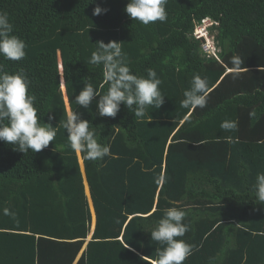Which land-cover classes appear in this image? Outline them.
<instances>
[{
    "label": "trees",
    "instance_id": "trees-1",
    "mask_svg": "<svg viewBox=\"0 0 264 264\" xmlns=\"http://www.w3.org/2000/svg\"><path fill=\"white\" fill-rule=\"evenodd\" d=\"M127 3L0 0L26 44L22 60L0 56V66L27 74L40 121L57 129L37 153L0 141V264H154L162 246L150 232L173 206L189 225L177 238L192 245L183 264H264V0H167V19L148 25L128 17ZM97 5L108 11L93 15ZM205 18L216 21V56L192 34ZM97 41L120 42L136 75L154 69L163 105L142 118L123 104L116 117L100 116L99 97L77 105L85 83L108 90L103 66L89 63ZM197 74L210 92L193 111L181 101ZM67 106L110 145L102 160L81 155L84 170L62 127Z\"/></svg>",
    "mask_w": 264,
    "mask_h": 264
},
{
    "label": "clouds",
    "instance_id": "clouds-1",
    "mask_svg": "<svg viewBox=\"0 0 264 264\" xmlns=\"http://www.w3.org/2000/svg\"><path fill=\"white\" fill-rule=\"evenodd\" d=\"M166 4L167 0H128L124 11L130 19L148 25L167 19ZM107 11L97 5L93 9V15ZM215 24L213 19L205 18L196 24L192 32L196 38L202 40V50L214 56L216 46L211 31ZM13 32L14 26L8 13L0 10V56L11 61H20L26 55V44ZM95 45L96 50L91 54L89 63L103 66V78L108 84V90L101 95L92 83H85L75 97L77 105L88 108L93 99L99 97L96 101L98 114L113 118L119 112L121 104L132 110L137 118L144 117L149 107L157 109L163 105L165 96L159 87L162 81L154 69L148 70L146 78L136 75L124 60L120 42L97 41ZM231 63L235 66L233 70L239 71L243 59L233 56ZM30 87L31 80L27 74L22 71L8 73L0 66V141L12 145L14 150L22 153L29 150L33 153L40 152L54 141L57 133L56 127L40 121L38 109L35 107L36 96L31 94ZM209 92L207 77L195 75L190 88L183 92L182 107L193 111L198 107H206ZM62 127L67 132L70 147L78 154L82 164L81 155L94 161L111 154L110 145L98 141L94 127L88 120L82 119L80 113L68 111ZM222 127L235 129L236 123H224ZM155 182L163 187L167 182L166 173L158 174ZM257 192L260 199H264V173L257 176ZM185 216L186 212L179 207H169L150 232L152 241L162 246L157 250L154 264H183L191 255L192 245L184 239H177L184 237L189 231V225L184 222Z\"/></svg>",
    "mask_w": 264,
    "mask_h": 264
},
{
    "label": "water",
    "instance_id": "water-1",
    "mask_svg": "<svg viewBox=\"0 0 264 264\" xmlns=\"http://www.w3.org/2000/svg\"><path fill=\"white\" fill-rule=\"evenodd\" d=\"M82 163V162H81ZM80 163V164H81ZM81 167H82V169H83V166L81 165ZM84 170V169H83ZM82 170V171H83ZM84 185H85V190L87 189L88 190V194L87 195H89V200L91 201V199H90V194H89V188H88V184H87V180H86V178H85V175H84ZM86 192V191H85ZM91 206H92V204H91ZM91 210H93V208H91ZM92 232H93V229H91L90 230V234L88 235V237L85 239V243H84V245H83V247H82V249H81V251L85 248V245H86V242L90 239V237H91V234H92ZM81 253V252H80ZM80 253H79V255H80ZM78 255V256H79Z\"/></svg>",
    "mask_w": 264,
    "mask_h": 264
},
{
    "label": "crops",
    "instance_id": "crops-1",
    "mask_svg": "<svg viewBox=\"0 0 264 264\" xmlns=\"http://www.w3.org/2000/svg\"><path fill=\"white\" fill-rule=\"evenodd\" d=\"M81 163V162H80ZM81 165L83 166V164L81 163ZM87 191V190H86ZM89 199V198H88ZM90 201V200H89ZM90 204H91V201H90ZM91 208H92V206H91ZM92 215L94 216V211L92 210ZM94 223H95V217H94V219H93V225H92V228L91 229H93L94 228Z\"/></svg>",
    "mask_w": 264,
    "mask_h": 264
},
{
    "label": "rangeland",
    "instance_id": "rangeland-1",
    "mask_svg": "<svg viewBox=\"0 0 264 264\" xmlns=\"http://www.w3.org/2000/svg\"><path fill=\"white\" fill-rule=\"evenodd\" d=\"M63 90V89H62ZM64 91V90H63ZM67 108H68V111H70L69 110V107L67 106ZM86 191V190H85ZM86 194H88V190L86 191ZM87 197H89V195H87ZM93 225V224H92Z\"/></svg>",
    "mask_w": 264,
    "mask_h": 264
}]
</instances>
